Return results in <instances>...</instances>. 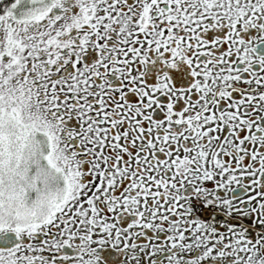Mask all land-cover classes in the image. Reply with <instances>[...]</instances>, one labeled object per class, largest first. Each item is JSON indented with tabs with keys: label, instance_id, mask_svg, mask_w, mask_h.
<instances>
[{
	"label": "snow or ice",
	"instance_id": "1",
	"mask_svg": "<svg viewBox=\"0 0 264 264\" xmlns=\"http://www.w3.org/2000/svg\"><path fill=\"white\" fill-rule=\"evenodd\" d=\"M0 264H264V0H0Z\"/></svg>",
	"mask_w": 264,
	"mask_h": 264
}]
</instances>
